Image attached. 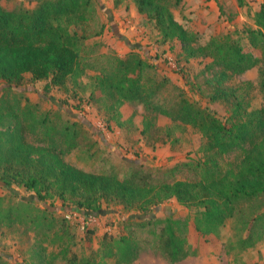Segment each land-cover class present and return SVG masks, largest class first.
<instances>
[{"label": "rangeland", "instance_id": "rangeland-1", "mask_svg": "<svg viewBox=\"0 0 264 264\" xmlns=\"http://www.w3.org/2000/svg\"><path fill=\"white\" fill-rule=\"evenodd\" d=\"M182 1L166 3L197 35L196 46L232 36L251 48L247 31L255 27L254 14L264 0H215L219 17L209 16L210 12L204 22L184 14ZM0 2L8 10L20 11L34 9L38 0ZM134 7L133 0H90L83 18L75 16L70 25L80 36L76 73L61 86L48 79L33 80L27 73L10 91L0 79V98L4 93L23 92L37 103L36 116L48 113L58 127L54 141L63 158L84 171L142 183L198 181L208 174L213 160L230 163L238 149L223 155L210 150L203 132L179 118L181 105L191 102L231 125L240 103L248 111L264 109L261 67L225 73L210 56L188 57L162 42L154 24L135 14ZM125 74L139 77L143 94L138 99L125 100L99 90L92 95L100 79ZM66 124L76 130V136L63 132ZM42 131L29 132V140L48 145ZM1 174L2 169L0 264H264V241L245 249L242 229L236 226L238 217L228 219L219 233L204 234L194 224L198 207L183 205L175 197L146 212L119 200H103L99 213H88L76 202L81 195L67 194L62 199L52 191L39 199L36 191L23 185L8 188ZM22 199L32 200V207H22ZM45 208L52 212L48 213L54 220L51 228L32 222ZM170 217L187 253L177 262L164 249ZM120 237L133 240L135 260L120 262L112 252L110 246Z\"/></svg>", "mask_w": 264, "mask_h": 264}, {"label": "trees", "instance_id": "trees-1", "mask_svg": "<svg viewBox=\"0 0 264 264\" xmlns=\"http://www.w3.org/2000/svg\"><path fill=\"white\" fill-rule=\"evenodd\" d=\"M89 1L38 0L34 9L20 11L8 10L0 2V79L9 85L6 90L10 91L12 84H19L27 73L33 80L48 79L58 86L76 73L80 36L70 30V25L75 16L83 18L82 11ZM133 1L138 12L159 31L162 42L182 50L188 57L210 56L224 72L234 74L260 65V89L264 94V2L254 14L255 27L247 31L251 48H246L240 39L232 36L212 38L207 44L196 46L197 35L176 18L166 0ZM141 63L139 60L138 64ZM94 89V96L96 90L109 91L125 100L138 99L143 94L139 77L128 74L102 78ZM240 104L231 125L214 112L188 101L179 112L182 121L203 132L210 150H215L217 155L238 149L233 161L222 164L213 160L208 174L198 181L142 183L87 172L70 164L54 141L58 127L52 117L48 113L36 116L38 104H33L23 92L4 93L0 98L1 178L8 188L18 184L36 191L39 199H46L52 191L62 199L67 194L75 198L81 195L76 202L88 213H99L103 200H119L128 208L146 212L175 197L183 205L198 207L194 224L204 234H217L228 219L238 217L237 230L242 229L240 240L245 249L252 248L264 241V109L248 111ZM41 130L48 145H36L29 140V132ZM63 132L76 136V130L67 124ZM3 199L0 195L1 205ZM32 203L29 199L20 201L25 208H31ZM12 208L11 205L6 208L8 215L12 214ZM48 213L46 208L40 210L32 222L51 228L54 220ZM183 240L177 236L170 217L164 249L172 262L187 256ZM116 242L110 247L120 262L136 259L133 240L120 237Z\"/></svg>", "mask_w": 264, "mask_h": 264}, {"label": "crops", "instance_id": "crops-1", "mask_svg": "<svg viewBox=\"0 0 264 264\" xmlns=\"http://www.w3.org/2000/svg\"><path fill=\"white\" fill-rule=\"evenodd\" d=\"M180 8L183 9L184 14L198 18L199 19L198 21H203V22L207 20L206 17L210 12L211 14L209 16H212L214 13L216 18H218L220 14L219 11L220 8L218 7L215 0H183L182 4L180 5ZM134 13L135 14L139 13L137 7H134ZM179 21L182 22L188 28V26L184 23L183 20H179ZM203 22H202V26L204 25Z\"/></svg>", "mask_w": 264, "mask_h": 264}]
</instances>
